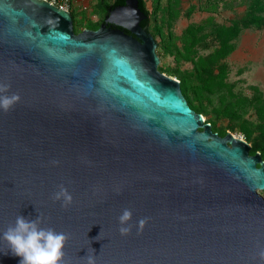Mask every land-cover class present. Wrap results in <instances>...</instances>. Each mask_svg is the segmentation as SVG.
<instances>
[{"label": "water", "instance_id": "95a60500", "mask_svg": "<svg viewBox=\"0 0 264 264\" xmlns=\"http://www.w3.org/2000/svg\"><path fill=\"white\" fill-rule=\"evenodd\" d=\"M147 18L127 0L76 34L48 0H0V83L21 97L0 110V264H19L2 234L20 214L68 235L65 264H264L263 156L159 70Z\"/></svg>", "mask_w": 264, "mask_h": 264}, {"label": "rangeland", "instance_id": "374dc122", "mask_svg": "<svg viewBox=\"0 0 264 264\" xmlns=\"http://www.w3.org/2000/svg\"><path fill=\"white\" fill-rule=\"evenodd\" d=\"M115 0H57L74 17L76 34L98 30ZM149 31L158 43L159 70L189 84L194 107L224 137L233 133L247 141L252 151L264 148V118L257 100H264V0H146ZM256 16L262 25L243 28L234 39L221 27L238 25ZM225 44L234 50L219 55ZM213 83L203 89L202 80ZM251 136L250 140L247 137ZM260 153V152H259ZM264 196V192H261Z\"/></svg>", "mask_w": 264, "mask_h": 264}, {"label": "clouds", "instance_id": "9594fccd", "mask_svg": "<svg viewBox=\"0 0 264 264\" xmlns=\"http://www.w3.org/2000/svg\"><path fill=\"white\" fill-rule=\"evenodd\" d=\"M11 85L0 83V110L10 111L20 102L18 93L8 95ZM58 165L59 161H53ZM54 201H60L62 206L67 208L73 203V196L68 189L60 185L53 194ZM133 213L130 209H124L119 220V232L122 236L131 234L133 225L131 223ZM43 217L38 215L35 219L18 215L14 224L10 225L2 234V239L7 241L11 252L20 257L19 264H65V247L69 239L64 232H57L51 227H41ZM147 219H140L136 225L137 231L142 232ZM95 251V250H94ZM258 256L264 260V248H260ZM87 264H96L95 255L84 257Z\"/></svg>", "mask_w": 264, "mask_h": 264}, {"label": "trees", "instance_id": "16d2710c", "mask_svg": "<svg viewBox=\"0 0 264 264\" xmlns=\"http://www.w3.org/2000/svg\"><path fill=\"white\" fill-rule=\"evenodd\" d=\"M127 2V0H115L114 4L111 6H106V9L109 11L110 9H114L115 7L118 6H123L125 5ZM139 5L141 10L145 13V15L148 17L145 21L142 22V26L144 28H146L149 31V26H150V11L147 7V3L146 0H139ZM253 24H257V25H262V20L260 18H257L256 16H251V18L249 20H247L243 27H240L238 25H233L230 27H221L220 31L222 32V34L229 39H234L236 37H238L242 31L243 28H247L250 27ZM124 30V29H122ZM125 32H127L129 34V32L127 30H125ZM150 32V31H149ZM151 33V32H150ZM234 50V47L230 44H225L221 50L219 51V55L221 56H227L229 55L232 51ZM181 87L183 90V93L185 95V97L187 98L191 108L193 110H195L197 113L201 114L202 113V109L200 107H194L192 100L189 97V89L190 86L189 84L183 79L181 81ZM203 89L208 90V91H212L213 90V83L210 82L207 79H203L202 80V86ZM256 109H257V113L260 117L264 118V100L263 99H258L256 102ZM251 136L247 137V140H250ZM260 152L263 156L264 159V148H260L258 150H256L255 152L252 151L251 154L255 155L256 153Z\"/></svg>", "mask_w": 264, "mask_h": 264}, {"label": "built area", "instance_id": "2783aa9c", "mask_svg": "<svg viewBox=\"0 0 264 264\" xmlns=\"http://www.w3.org/2000/svg\"><path fill=\"white\" fill-rule=\"evenodd\" d=\"M48 1H50V2L53 3L54 5L59 6L58 3H57V0H48ZM59 7H61V6H59ZM61 8H64V7H61ZM64 9H65V8H64Z\"/></svg>", "mask_w": 264, "mask_h": 264}, {"label": "flooded vegetation", "instance_id": "af4514ba", "mask_svg": "<svg viewBox=\"0 0 264 264\" xmlns=\"http://www.w3.org/2000/svg\"><path fill=\"white\" fill-rule=\"evenodd\" d=\"M113 28H116V26H112Z\"/></svg>", "mask_w": 264, "mask_h": 264}, {"label": "bare ground", "instance_id": "6f19581e", "mask_svg": "<svg viewBox=\"0 0 264 264\" xmlns=\"http://www.w3.org/2000/svg\"><path fill=\"white\" fill-rule=\"evenodd\" d=\"M204 118V117H203Z\"/></svg>", "mask_w": 264, "mask_h": 264}]
</instances>
